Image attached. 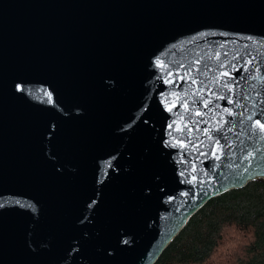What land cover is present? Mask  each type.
<instances>
[{
	"label": "water",
	"instance_id": "95a60500",
	"mask_svg": "<svg viewBox=\"0 0 264 264\" xmlns=\"http://www.w3.org/2000/svg\"><path fill=\"white\" fill-rule=\"evenodd\" d=\"M258 124L264 0H0V264H156Z\"/></svg>",
	"mask_w": 264,
	"mask_h": 264
},
{
	"label": "trees",
	"instance_id": "16d2710c",
	"mask_svg": "<svg viewBox=\"0 0 264 264\" xmlns=\"http://www.w3.org/2000/svg\"><path fill=\"white\" fill-rule=\"evenodd\" d=\"M156 264H264V180L211 200Z\"/></svg>",
	"mask_w": 264,
	"mask_h": 264
},
{
	"label": "snow or ice",
	"instance_id": "6c2138e0",
	"mask_svg": "<svg viewBox=\"0 0 264 264\" xmlns=\"http://www.w3.org/2000/svg\"><path fill=\"white\" fill-rule=\"evenodd\" d=\"M222 75L227 76V75H229V73L224 72V73H222ZM193 83H195V80H193ZM197 114H199V113H197ZM258 127H260L262 130H264V124H258Z\"/></svg>",
	"mask_w": 264,
	"mask_h": 264
}]
</instances>
